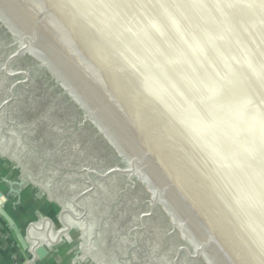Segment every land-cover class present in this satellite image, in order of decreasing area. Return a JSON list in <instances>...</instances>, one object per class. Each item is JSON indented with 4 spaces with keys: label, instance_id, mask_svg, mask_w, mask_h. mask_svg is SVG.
Wrapping results in <instances>:
<instances>
[{
    "label": "water",
    "instance_id": "95a60500",
    "mask_svg": "<svg viewBox=\"0 0 264 264\" xmlns=\"http://www.w3.org/2000/svg\"><path fill=\"white\" fill-rule=\"evenodd\" d=\"M0 27V148L105 264H264V0H0Z\"/></svg>",
    "mask_w": 264,
    "mask_h": 264
},
{
    "label": "rangeland",
    "instance_id": "374dc122",
    "mask_svg": "<svg viewBox=\"0 0 264 264\" xmlns=\"http://www.w3.org/2000/svg\"><path fill=\"white\" fill-rule=\"evenodd\" d=\"M0 195L15 217L34 216L31 227L49 235L31 244L28 264H105L43 185L1 148Z\"/></svg>",
    "mask_w": 264,
    "mask_h": 264
},
{
    "label": "flooded vegetation",
    "instance_id": "af4514ba",
    "mask_svg": "<svg viewBox=\"0 0 264 264\" xmlns=\"http://www.w3.org/2000/svg\"><path fill=\"white\" fill-rule=\"evenodd\" d=\"M0 33H1V35H0V52H1L2 55L3 54L6 55V50H8V48H5V47L8 46L7 43H10V38H9V36L6 35L5 31L1 27H0ZM21 58H20V60H22L21 63H19L17 61L18 58L13 62L12 66H11L12 69L14 71H20L21 69L22 70H26L31 75H33L34 78L36 76V78L39 79V82H41V83H44L45 82L49 87H52L53 90H55V92H56V95L58 97V101H61L62 103H67V107L70 108V109H72V110H74L73 111V114H74L73 116L75 117L76 122L79 124V127L77 126V128L80 129V130L82 128H83V130H87L86 124H83V122H82V114H81L80 110L77 107H75V106H73V108L69 106V104H71V102L69 100H67V98L62 94V92L60 91V89H58L50 81V79L48 78V76L44 72L40 71L35 66V63L29 57L23 56ZM22 77H24L25 80H26V79L29 78V74H28V77L27 78H26V76H22ZM18 78L19 77H17V79L16 78H14V79L18 80ZM34 78H32V76H31L30 79H28L29 80V83H28V81L27 82L25 81L26 82V84H25L26 87L25 86L23 87V88H26L25 89V92H30V93L32 92V93H34V85L32 84V82L34 81ZM38 84L42 87V85L40 83H38ZM7 85L8 84H3L2 87L7 88ZM22 86L23 85L20 84V85H18L17 87L14 88L15 89L14 90V94L16 95V99L12 101V104L13 105H16L17 104V101H19V99L21 98L20 95L18 94V92H19V89L22 88ZM77 111H79L80 113H78ZM57 116H59V117L63 116V111L58 112L57 113ZM94 137L97 140L99 138L97 135L94 136ZM97 140H95V141H97ZM92 141H94V140L92 139ZM110 150H112V149H110ZM112 153L111 152L108 153V159H107L106 163H112L115 160L116 154H114V153L112 154ZM37 159L38 158L37 157H33V155L30 156V157H26V158L22 159V161H23V164L22 165H24V166H26L28 168L31 165H35V162H36ZM102 166H104V165H102ZM96 167L100 168L101 166H97L96 165Z\"/></svg>",
    "mask_w": 264,
    "mask_h": 264
},
{
    "label": "crops",
    "instance_id": "0c3cea01",
    "mask_svg": "<svg viewBox=\"0 0 264 264\" xmlns=\"http://www.w3.org/2000/svg\"><path fill=\"white\" fill-rule=\"evenodd\" d=\"M9 199L3 205L7 214L11 217L17 228L19 229L25 243L28 247L32 248L34 242L37 239H44L45 234L41 229H34L29 224L31 219H35L34 216H16L9 210ZM3 218L0 217V264H28V259L26 260L25 251L19 244L16 236L14 235L11 228L3 223ZM41 230V231H40ZM42 246V244H40ZM23 259V260H22ZM48 260V259H46ZM49 264V261H44Z\"/></svg>",
    "mask_w": 264,
    "mask_h": 264
},
{
    "label": "trees",
    "instance_id": "16d2710c",
    "mask_svg": "<svg viewBox=\"0 0 264 264\" xmlns=\"http://www.w3.org/2000/svg\"><path fill=\"white\" fill-rule=\"evenodd\" d=\"M2 220H3V219H2ZM3 223L7 225V223H6V221H5V220H3Z\"/></svg>",
    "mask_w": 264,
    "mask_h": 264
}]
</instances>
